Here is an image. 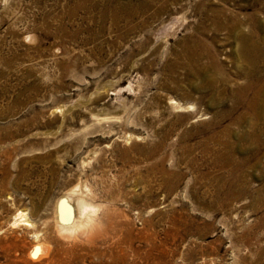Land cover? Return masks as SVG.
<instances>
[{"label": "rangeland", "instance_id": "obj_1", "mask_svg": "<svg viewBox=\"0 0 264 264\" xmlns=\"http://www.w3.org/2000/svg\"><path fill=\"white\" fill-rule=\"evenodd\" d=\"M238 32L264 0H0V264H264ZM76 188L93 239L55 229Z\"/></svg>", "mask_w": 264, "mask_h": 264}, {"label": "bare ground", "instance_id": "obj_2", "mask_svg": "<svg viewBox=\"0 0 264 264\" xmlns=\"http://www.w3.org/2000/svg\"><path fill=\"white\" fill-rule=\"evenodd\" d=\"M255 28L258 30L261 29L260 22H257L255 24ZM254 33L257 32L254 31ZM235 37L241 49L242 57L248 60L249 62L250 71L245 75L247 77H254V78H249L250 80L254 79V81L249 80V83L246 87H244L243 89H239V92L242 93L237 94L238 103L239 104L245 103L247 107L250 109V111L252 110L251 112L254 113V116L258 121L256 126V131L254 132L264 135V73H262V70L259 68L260 62L264 60V39H261V37H259V40H257L255 39L256 36L253 37L252 35L250 37L240 32H238V34H236ZM249 94H251V97L248 98ZM243 95L247 96V99H245ZM83 190L78 188L71 190L68 196L73 200L72 201L66 200V202H60L58 205L56 204L57 207L55 206L56 208L55 220L57 221V222L55 221L56 222L55 229L57 227L58 229L57 232L64 235L65 239L66 237H73V236L77 237L81 235H86L90 239H93L94 235L96 234L95 227L99 219L102 206H100V204L95 205L94 203H92V201H90L91 197L93 196L91 190L85 192H83ZM20 216L22 217L24 216V214H20ZM34 247H33L34 251H32L33 255H36V250H39V253L43 252V254H45L44 252L46 251L47 253H49V249L46 248L48 246L44 247V244L42 246L39 241L36 243V245H34Z\"/></svg>", "mask_w": 264, "mask_h": 264}, {"label": "snow or ice", "instance_id": "obj_3", "mask_svg": "<svg viewBox=\"0 0 264 264\" xmlns=\"http://www.w3.org/2000/svg\"><path fill=\"white\" fill-rule=\"evenodd\" d=\"M36 255H37V256L39 255V250H36Z\"/></svg>", "mask_w": 264, "mask_h": 264}]
</instances>
